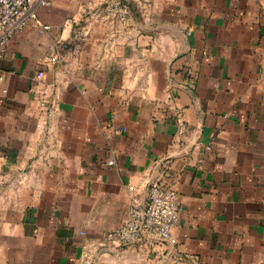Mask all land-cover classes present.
<instances>
[{
    "label": "crops",
    "instance_id": "crops-1",
    "mask_svg": "<svg viewBox=\"0 0 264 264\" xmlns=\"http://www.w3.org/2000/svg\"><path fill=\"white\" fill-rule=\"evenodd\" d=\"M106 1L52 0L1 62L0 264H264V0ZM157 182L173 241L120 246Z\"/></svg>",
    "mask_w": 264,
    "mask_h": 264
},
{
    "label": "built area",
    "instance_id": "built-area-1",
    "mask_svg": "<svg viewBox=\"0 0 264 264\" xmlns=\"http://www.w3.org/2000/svg\"><path fill=\"white\" fill-rule=\"evenodd\" d=\"M52 0H0V65L8 55L10 42L31 22H35L40 33L51 30V26L38 21L40 7L49 5ZM97 18L125 21L129 15V6L123 0H107L96 10ZM76 50L81 49L82 40L74 43ZM45 74L37 75L43 80ZM3 80V78H1ZM6 92V91H5ZM42 107L49 116L59 105L56 98L50 101L42 92ZM178 125L185 132L187 125L182 112L177 111ZM113 164V162H110ZM181 215L180 199L177 191L164 183H153L148 187L145 202L135 201L126 221L115 231L114 236L120 246H152L173 241L172 232L178 225ZM180 254V252L178 251Z\"/></svg>",
    "mask_w": 264,
    "mask_h": 264
}]
</instances>
